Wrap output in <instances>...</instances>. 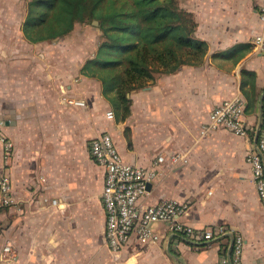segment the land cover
<instances>
[{
  "label": "crops",
  "instance_id": "crops-1",
  "mask_svg": "<svg viewBox=\"0 0 264 264\" xmlns=\"http://www.w3.org/2000/svg\"><path fill=\"white\" fill-rule=\"evenodd\" d=\"M181 5L194 13L196 35L209 45L205 60L159 74L134 90L125 119L101 81L81 73L100 37L77 59L79 22L64 37L39 42L28 40L21 25L0 23V120L15 146L7 168L0 141V172L11 177L17 199L0 211V264H219L226 239L192 243L177 238L164 222L154 225L158 242L140 243L133 236L120 251L109 248L105 168L90 152L91 139L104 131L112 133L129 163L150 166L165 155L148 203L188 202L184 222L234 226L246 239L244 263L264 264V204L247 160L250 143L223 128L201 133L213 107L240 94L250 103L249 122L261 124L264 51L253 40L264 31L259 13L264 0H182ZM238 43L251 47L237 60L215 55ZM243 70L255 73L254 89L250 83L242 88V81H249ZM64 96L84 103L70 104ZM173 154L187 160L176 163ZM7 243L16 250L14 260L1 258Z\"/></svg>",
  "mask_w": 264,
  "mask_h": 264
},
{
  "label": "trees",
  "instance_id": "trees-1",
  "mask_svg": "<svg viewBox=\"0 0 264 264\" xmlns=\"http://www.w3.org/2000/svg\"><path fill=\"white\" fill-rule=\"evenodd\" d=\"M130 1L132 8L123 10L106 9L105 0H28L21 23L24 36L39 42L64 37L77 22L97 20L101 41L81 73L101 81L104 94L123 119L131 113L134 90L185 64H202L209 48L207 41L196 35L195 15L181 0ZM250 47L238 43L215 55L237 60ZM243 74H248L249 81H242V88L250 83L254 89L255 73L243 70ZM255 103L254 99L251 104ZM249 107L250 103L247 110Z\"/></svg>",
  "mask_w": 264,
  "mask_h": 264
},
{
  "label": "built area",
  "instance_id": "built-area-1",
  "mask_svg": "<svg viewBox=\"0 0 264 264\" xmlns=\"http://www.w3.org/2000/svg\"><path fill=\"white\" fill-rule=\"evenodd\" d=\"M259 13L264 20V6ZM253 41L264 51V31L258 33ZM64 100L70 104L84 103L82 99L68 96H64ZM247 104V99L241 94L222 100L211 110L209 118L201 127V133L208 134L223 128L249 141L247 160L264 204V100L259 125L249 122ZM108 116H114L112 110L108 111ZM0 141L8 168L15 146L13 140L4 133L1 120ZM90 152L94 160L105 168L102 202L106 211V242L112 251H120L133 236L140 243L158 242L160 234L154 225L164 222L177 238L192 243L226 239L219 264H245L246 239L239 229L226 224L196 227L184 222L182 218L190 208L188 202L174 199L155 203L146 201L150 185L160 177V165L166 159L165 155L159 154L150 166L129 163L119 151L110 131L101 132L91 139ZM172 159L176 163L187 160L182 154H173ZM16 201L11 177L7 172H0V207L15 206ZM16 257L14 247L5 244L1 258L10 261Z\"/></svg>",
  "mask_w": 264,
  "mask_h": 264
},
{
  "label": "rangeland",
  "instance_id": "rangeland-1",
  "mask_svg": "<svg viewBox=\"0 0 264 264\" xmlns=\"http://www.w3.org/2000/svg\"><path fill=\"white\" fill-rule=\"evenodd\" d=\"M27 2L28 0H0V23L20 26L26 12ZM105 8L130 10L132 3L130 0H105ZM96 22L97 20L78 23L74 36L77 59H83L89 54L93 46L98 43V37L101 41V31H98ZM84 27L90 28V31H84Z\"/></svg>",
  "mask_w": 264,
  "mask_h": 264
},
{
  "label": "water",
  "instance_id": "water-1",
  "mask_svg": "<svg viewBox=\"0 0 264 264\" xmlns=\"http://www.w3.org/2000/svg\"><path fill=\"white\" fill-rule=\"evenodd\" d=\"M262 108H263V106H262Z\"/></svg>",
  "mask_w": 264,
  "mask_h": 264
}]
</instances>
